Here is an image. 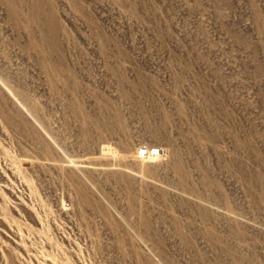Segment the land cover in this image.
Returning a JSON list of instances; mask_svg holds the SVG:
<instances>
[{
  "label": "rangeland",
  "instance_id": "obj_1",
  "mask_svg": "<svg viewBox=\"0 0 264 264\" xmlns=\"http://www.w3.org/2000/svg\"><path fill=\"white\" fill-rule=\"evenodd\" d=\"M0 264H264V0H0Z\"/></svg>",
  "mask_w": 264,
  "mask_h": 264
}]
</instances>
